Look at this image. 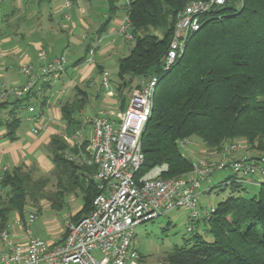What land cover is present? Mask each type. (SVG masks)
<instances>
[{
    "label": "trees",
    "instance_id": "obj_1",
    "mask_svg": "<svg viewBox=\"0 0 264 264\" xmlns=\"http://www.w3.org/2000/svg\"><path fill=\"white\" fill-rule=\"evenodd\" d=\"M108 1L110 16L98 30V38L118 7L115 0ZM191 1L128 0L126 6L134 44L127 55L118 59L120 83L116 93L121 110L128 107L131 97L126 90L132 93L150 75L158 80L142 137L141 175L162 164L168 166L162 173L165 178L190 172L196 161L185 155L179 140L191 135L199 136L209 151L229 152V145L241 138H258L262 148L256 149L264 148V0H226L201 12L199 29L188 35L180 55L167 67L164 58L176 21ZM150 27L159 29L162 35L149 31L139 34ZM92 46L88 45L77 64L86 60ZM49 81L40 93L31 90L21 97L14 96L12 101H0V116L7 110L0 119V125L7 129L5 138L16 139L23 108L35 104L43 112ZM75 90V98L61 107L67 134L82 126L78 114L88 104V91L79 86ZM87 144L83 143V150ZM47 150L54 169L45 174H53L61 189L56 193L45 191L49 178L35 179V166L22 164L6 171L0 182V232L8 228L15 213L25 223L29 201L36 210L42 209L43 201L59 207L65 192L77 187L84 189L83 207L72 221L91 210L98 194L93 179L96 166L84 161L79 148L70 146L63 135H53ZM68 151L75 157H69ZM246 157L259 159L262 153L237 159ZM252 179L256 191H249V183L235 172L224 179L219 187L230 192L204 216V231H190L184 244L166 254V264H264V176Z\"/></svg>",
    "mask_w": 264,
    "mask_h": 264
},
{
    "label": "built area",
    "instance_id": "obj_2",
    "mask_svg": "<svg viewBox=\"0 0 264 264\" xmlns=\"http://www.w3.org/2000/svg\"><path fill=\"white\" fill-rule=\"evenodd\" d=\"M75 1L63 0L64 8H72ZM225 1L193 0L187 4L178 16L174 37L164 58L167 67L180 55L188 35L199 29V14ZM65 17L70 19L68 13ZM119 23V32L132 40L128 15ZM94 54L95 48L90 49L87 59L92 60ZM38 55L42 60L38 69L31 63L21 66V71L28 77L27 83L22 87H3L0 101L6 94L21 97L31 90L40 93L48 80L58 79L66 71L64 54L48 60L47 50L40 47ZM157 82L154 75L143 79L141 86L132 91L125 110H102L87 119L91 127L89 136H85L82 127L64 135L70 146L78 147L80 155L89 156L91 164L96 166L93 179L98 194L92 208L79 220L67 222L59 242L36 236L31 225L38 215L29 212L23 224V242L14 240L8 228L1 232L3 249L0 250V264H138V251L133 247L137 226L176 209L188 210L192 220L198 219L201 216L198 207L201 181L216 169L230 166L245 182L248 177L264 176V155L259 159H225L217 165L205 160L197 161L190 172L178 177H162V173L168 170L167 164L139 174L144 163L142 137L152 112ZM103 84L112 94L108 74L103 76ZM27 109L30 114L26 119L32 124L31 130L39 134L48 127V122L35 104H30ZM85 141L88 144L82 150ZM179 144L185 149L189 139H181ZM67 155L75 157L72 151H68ZM211 210L207 209L203 216ZM193 229L192 226L188 227L189 231ZM95 252H99V255H95Z\"/></svg>",
    "mask_w": 264,
    "mask_h": 264
},
{
    "label": "crops",
    "instance_id": "obj_3",
    "mask_svg": "<svg viewBox=\"0 0 264 264\" xmlns=\"http://www.w3.org/2000/svg\"><path fill=\"white\" fill-rule=\"evenodd\" d=\"M99 1L104 4V0ZM78 8L79 0H76L70 9L64 8L63 0H1L0 90L3 87H22L27 83L28 77L21 71V66L22 64L31 63L35 69H38L42 63L38 55L40 47H44L47 50L48 60L69 52L72 43L76 45L85 44V52L88 45L92 44V47L95 48V54L92 60H88L87 55L86 60L80 64L74 62L70 65L67 63L66 71L58 79L49 81L50 85H47L48 89L45 90L48 100L43 110L44 118L48 122L46 129L42 130L39 134L32 132V124L26 119L30 114L27 108L21 110L20 114L23 120L17 129L15 140L5 138L7 129L5 126L0 125V182L1 177L6 171L12 170L22 164L29 167L36 165L40 167L41 173L44 174L54 169V164L48 155L47 146L53 135L62 134L64 136L67 133V126L63 121L61 107L66 102L72 101L75 98V87L83 84L85 79L89 78L93 70V64L102 62L104 67H106L107 64L111 63V59L116 57L118 51L126 47L125 41H128V39L118 30L119 22L123 17L115 14L102 36L98 38V30L110 16V12L108 10L107 12L105 11L102 17L99 16L101 14L98 15L95 12L94 16L79 15L78 18L75 13ZM62 10L64 15H62L61 19H58L57 15L58 13H62ZM67 13L70 16V20L75 18L71 26H68L64 22L67 20L65 17ZM77 30L80 31L81 37H76L75 32ZM66 33L67 40H65V48L62 50L58 45L63 43L62 39ZM50 36H54L52 40L49 39ZM97 54L100 58L94 63V57ZM113 62L111 63L112 65ZM101 70L103 79L105 69L101 67ZM108 73L111 80L114 74L109 71ZM6 100L12 101L14 100V96L6 94L2 101ZM6 112L7 110H4L2 116L6 115ZM2 116H0V119ZM57 116L60 119H56ZM81 195L83 198L84 194ZM65 202L64 197L62 205L55 207L50 201H43L42 209L47 206L52 208V212L46 217V220H49V218L55 219L54 217H56L57 213L54 214V212H56V209L62 208ZM82 207L83 200H80L79 209L73 214L65 216L63 226L57 229L59 225H52L51 231L60 232V237L57 239L49 238L51 241L59 242L61 240L67 222L72 221L73 217ZM29 212L35 211L27 209L26 218ZM39 212H42V210ZM14 215L15 221L9 223L8 229L14 240L23 242L25 240L24 223L20 221L17 213ZM38 215L40 214L38 213ZM32 231L36 236L45 239L39 236L34 229ZM58 234L57 236H59Z\"/></svg>",
    "mask_w": 264,
    "mask_h": 264
},
{
    "label": "rangeland",
    "instance_id": "obj_4",
    "mask_svg": "<svg viewBox=\"0 0 264 264\" xmlns=\"http://www.w3.org/2000/svg\"><path fill=\"white\" fill-rule=\"evenodd\" d=\"M117 4L116 15L119 17L126 16V6L128 0H115ZM187 6V5H186ZM110 12L109 10V1L104 0V4H102L99 0H79V8L76 9V17L79 18V15L83 16H94L96 14L102 17V14L106 11ZM184 10V9H183ZM68 11V10H67ZM62 13H58L57 18L61 19L62 15H64L63 10ZM172 16H168V20H171ZM73 19L65 20V24L71 26L73 23ZM130 28V26H129ZM155 33L161 36V31L159 29H154L152 27L148 29H144L140 31L139 34L145 35L147 32ZM76 37L80 36V31L77 30L75 32ZM54 36H50L49 39L52 40ZM67 40V33L63 36L62 42L59 47L63 50L65 48V43ZM126 47L123 50L118 51L116 57L111 59V63L107 64L106 67L102 64V62H97L100 58L99 55H95L93 70L89 78L85 79L83 84H79L78 86L89 93L88 104L84 108L82 112L78 114L79 118L82 120V127L83 133L85 136H89L91 133V127L86 121L89 118L94 117L101 109L102 110H114L115 112H119L121 110V100L118 98L116 93L117 85L120 83L119 78L117 77L118 72V57H122L129 53V49L133 46L134 40H126ZM57 44V43H56ZM83 44V43H82ZM71 44V49L69 52L65 53V57L67 63L72 65L76 62L79 58L86 54L85 52V44ZM57 46V45H56ZM58 51V47H57ZM101 67L105 69V74L113 73L114 77L111 79V84L113 87L112 94L108 93V90L105 88L102 79V72ZM137 84V81H134L133 86ZM127 94H131V91L126 90ZM57 115V114H56ZM56 119H60L59 116ZM62 135V134H59ZM69 135V133H68ZM189 145L184 149V153L186 156L194 159L196 162L205 160L210 164L217 165L220 161L225 159H235L239 157H243L245 155L248 156H257L258 154L264 155V148L263 150H257L256 148H262V145L259 142L258 138H241L234 141V143L230 147L229 152L226 150H222L219 152L209 151L206 147L205 143L199 138L197 135H191L188 137ZM228 146V147H229ZM83 150V149H82ZM226 157V158H225ZM86 162L91 164L89 160V156H85ZM85 162V163H86ZM38 172H35V179H39L42 177H48L49 181L46 184L45 191L49 193H56L61 188L58 184V180L56 177L52 175L42 174L40 167L36 166ZM233 173V170L230 166L224 169H216L210 176H208L205 180L201 181V191L202 193L199 195L198 199V207L201 211V216L198 219L192 220L189 217V211L185 209H176L173 212L162 215L154 220L147 221L137 226L135 230V236L133 238V247L138 251V264H166V254L173 250L176 245L184 244V238L190 236L192 232L188 230L189 226H192L195 230L204 231L205 228V221H204V212L207 209H212L217 205L219 201H221L225 196H227L230 192V189H223L219 187V184L226 179L230 174ZM47 175V176H46ZM249 184L247 185L249 191H256L257 185H255V181L251 177L247 178ZM75 193V194H73ZM62 194V193H60ZM84 194V189L81 187L75 188L73 191H67L64 194L65 197V204L62 208L56 209V217L55 219L49 218L46 220V217L51 214L52 208L47 206L46 208L41 210H36L31 205L32 203L29 201V209L35 211L38 215V218L35 222L32 223L31 228L35 230V232L45 238L46 240L57 239L60 237V232L58 231H51L53 224L60 226L64 225L65 216L68 214H73L79 208V201L83 200L81 197ZM59 205V204H58ZM58 205H54L57 207ZM15 215H11L9 223H13L15 221ZM58 220V221H57ZM171 223L168 226V223ZM167 228V229H166ZM61 231V230H60ZM59 233L57 236V234ZM51 241V240H50ZM3 249V242L1 240V232H0V250ZM95 255H99V252H95Z\"/></svg>",
    "mask_w": 264,
    "mask_h": 264
},
{
    "label": "bare ground",
    "instance_id": "obj_5",
    "mask_svg": "<svg viewBox=\"0 0 264 264\" xmlns=\"http://www.w3.org/2000/svg\"><path fill=\"white\" fill-rule=\"evenodd\" d=\"M25 220V219H24Z\"/></svg>",
    "mask_w": 264,
    "mask_h": 264
}]
</instances>
